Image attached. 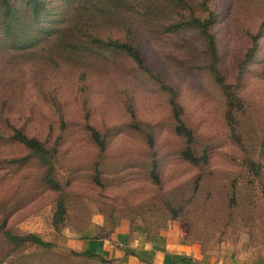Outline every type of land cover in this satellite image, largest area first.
I'll return each instance as SVG.
<instances>
[{"label": "rangeland", "instance_id": "rangeland-1", "mask_svg": "<svg viewBox=\"0 0 264 264\" xmlns=\"http://www.w3.org/2000/svg\"><path fill=\"white\" fill-rule=\"evenodd\" d=\"M38 1L35 17L25 0H9L10 18L0 4V226L51 247L0 230V264H125L71 248L122 229L213 260L261 256L264 0ZM186 147L206 162L182 159Z\"/></svg>", "mask_w": 264, "mask_h": 264}, {"label": "crops", "instance_id": "crops-1", "mask_svg": "<svg viewBox=\"0 0 264 264\" xmlns=\"http://www.w3.org/2000/svg\"><path fill=\"white\" fill-rule=\"evenodd\" d=\"M163 240L164 237L146 240L135 232L122 229L117 230L110 238L85 242L77 240L71 248L109 256L110 259L126 262L125 264H242L238 260L233 261L228 258L213 260L204 255L198 246H189L187 242L181 240L174 242ZM126 251L132 254L125 256ZM244 264H264V253Z\"/></svg>", "mask_w": 264, "mask_h": 264}, {"label": "trees", "instance_id": "trees-1", "mask_svg": "<svg viewBox=\"0 0 264 264\" xmlns=\"http://www.w3.org/2000/svg\"><path fill=\"white\" fill-rule=\"evenodd\" d=\"M27 2L28 5L31 6V14H33V17H35V14L37 13L36 7L39 5V1L38 0H25ZM0 4L2 6L3 9V14L7 17L10 18L14 15V9L12 7V5L10 4L9 0H0ZM255 42V39H254ZM256 47V45H253L252 48L248 51V54L246 56H249L253 51L254 48ZM120 48H122L123 50H125V52L127 54H129L133 60L135 62H137L138 64H140L142 62L141 58H140V53L139 51L135 48V47H131L128 46L126 44H122L120 45ZM173 115H174V120H175V131L178 135L182 136L183 138H185V140L187 141V143H191L192 139H193V133L191 132V130L183 123L179 113L174 110L173 111ZM14 138L15 140H17L19 143L23 144L27 149H29L30 151L34 152L37 154V156H39V158L44 162H46V157L44 155V149L41 146V144L34 140V139H28L27 137H25L20 131H16L14 133ZM93 139L94 141L102 146L101 141H99V138L97 136V134H93ZM181 157L182 159H184L187 162H190L191 164L197 165L200 163V161H203V163L206 162L207 157L205 154H203L201 157H197L195 156L192 151L191 148L186 147L182 153H181ZM43 181L46 185H48L49 187L53 188V189H58L59 185L56 182V180L53 178V176L51 175V173L49 171H46L44 177H43ZM66 215V211H65V207L63 204V201L59 200L56 204L55 207V211L53 214V219H52V224L55 228H58L59 225H61L64 222V218ZM5 229V224L3 223L0 226V230H4ZM2 234L8 238V240L10 239V241L13 242H17L19 244H25V243H30L34 246H37L41 249H50L51 244L48 242L43 241L42 239L38 238L36 235L33 234H28L24 237H16V236H12L10 235L7 231H2ZM76 255H83L86 257H98L100 258L102 261L106 262L108 261L105 257L101 256V255H97L93 252H83V253H76L73 252Z\"/></svg>", "mask_w": 264, "mask_h": 264}]
</instances>
